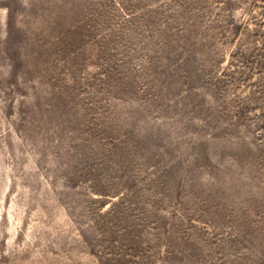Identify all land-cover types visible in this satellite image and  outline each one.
<instances>
[{"label": "rangeland", "instance_id": "1", "mask_svg": "<svg viewBox=\"0 0 264 264\" xmlns=\"http://www.w3.org/2000/svg\"><path fill=\"white\" fill-rule=\"evenodd\" d=\"M0 264H264V0H0Z\"/></svg>", "mask_w": 264, "mask_h": 264}]
</instances>
